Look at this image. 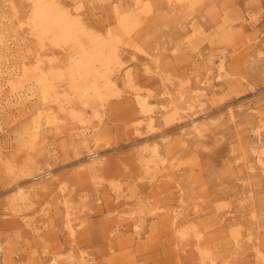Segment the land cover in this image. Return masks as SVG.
I'll return each instance as SVG.
<instances>
[{
    "label": "rangeland",
    "instance_id": "374dc122",
    "mask_svg": "<svg viewBox=\"0 0 264 264\" xmlns=\"http://www.w3.org/2000/svg\"><path fill=\"white\" fill-rule=\"evenodd\" d=\"M45 1L115 42L112 78L147 97L155 119L138 124L137 107L112 98L105 123L92 121L72 94L76 46L38 37L33 0H0V64L29 79L25 99L0 110V264H264V175L249 169L264 120V0ZM221 53L233 73L224 82L207 72ZM42 74L66 123L50 131L42 115L35 136V119L47 113ZM74 116L96 134L78 136ZM193 123L203 138L186 135ZM40 171H51L49 180H38ZM18 189L26 203H13Z\"/></svg>",
    "mask_w": 264,
    "mask_h": 264
},
{
    "label": "bare ground",
    "instance_id": "6f19581e",
    "mask_svg": "<svg viewBox=\"0 0 264 264\" xmlns=\"http://www.w3.org/2000/svg\"><path fill=\"white\" fill-rule=\"evenodd\" d=\"M3 5L8 3V0H1ZM77 2L78 0H70ZM181 2H189L195 6L200 0H177ZM142 0H134V5L139 7ZM34 10L31 14L29 25L33 31L38 33L40 39L49 38L55 46L74 45L77 48L76 53L71 59L70 77L72 81V94L76 96L81 105L87 109H91V120L96 122L99 126L106 121L105 106L111 102L112 98L116 100L127 99L130 100L139 112L140 119L136 122L152 124L155 115L151 109V103L147 97L141 93L129 92L126 83H119L112 78L113 68L119 64L120 56L115 52L112 46L115 45L112 40L99 39L87 31L83 30L80 25L72 20L67 14L62 12L55 4L47 3L45 0H33ZM133 23L129 19L122 20L120 23L121 29L125 33L132 31ZM1 42V39H0ZM110 49L109 51H107ZM215 55H211L208 59L207 72L210 74L216 69L217 76L214 80L224 82L231 79V73L226 65L225 55L221 53L217 63L214 61ZM215 66V67H214ZM9 66L0 64V110L5 106L10 105L14 100L22 101L25 99L24 92L27 91L26 86L29 84V79L24 73H17L16 70L9 71ZM41 89L40 100L43 102L47 113L39 114L37 120L34 121V135L39 136L44 130L43 125L38 122L42 115L46 117V124L50 131L58 130L65 125L66 120L61 119V112L63 110L62 100L57 96L54 90V81L50 77L42 74L39 77ZM8 89V91H6ZM206 89V88H205ZM194 106L190 105L187 110H191ZM75 117V116H74ZM75 119H77L75 117ZM79 134L84 140L90 137L91 134H96L97 127L91 126L89 121L84 118L77 119L76 123ZM204 128L198 123H193L191 130L186 134L187 136H194L196 138L204 137ZM264 134V120H261L260 125L256 127L254 135L259 144L255 149L256 167L249 166L250 171L259 169L264 175V149L262 146ZM153 153L158 156V147L154 146ZM89 170L96 171L101 162L97 159L95 153H90ZM250 163L247 162L246 166ZM167 171L165 166L161 167L160 172ZM52 172H39L37 174L38 180H49ZM169 173L164 172L161 177H168ZM28 200V192L23 189H18L14 195L13 203H26ZM68 230L71 236L75 234V228L70 218V213L67 210ZM135 231L138 233L141 230V225H135ZM69 260V259H68ZM61 257L50 259L48 264H60ZM70 264L73 260L70 259ZM209 264H217L210 261Z\"/></svg>",
    "mask_w": 264,
    "mask_h": 264
}]
</instances>
